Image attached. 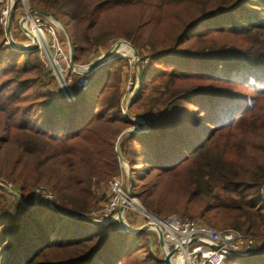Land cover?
Returning a JSON list of instances; mask_svg holds the SVG:
<instances>
[{
    "label": "trees",
    "instance_id": "trees-1",
    "mask_svg": "<svg viewBox=\"0 0 264 264\" xmlns=\"http://www.w3.org/2000/svg\"><path fill=\"white\" fill-rule=\"evenodd\" d=\"M30 1L66 26L75 63L79 53L100 42L94 30L103 13L120 5L178 9L175 36L163 51L151 50L169 61L149 81L141 71L143 87L133 101L154 91L159 107L148 119L149 132L124 138L134 143L133 154L126 157L131 169L140 160L149 164L142 173L132 172L131 197L160 218L175 211L182 219L244 234L264 227L258 189L264 182V0H153L151 5L144 0ZM34 54L10 49L0 19V150L15 145L35 159L36 169L49 161L50 180L44 186L54 202L80 210L92 198L96 173L115 172L114 139L131 123L120 115L118 89L107 81V61L98 76L91 79L89 73L68 102L49 91L48 74ZM236 86L250 93L236 92ZM106 108L117 114L107 116ZM106 158L115 163L112 169H105ZM4 171L14 176L13 168ZM41 177L30 187L39 186ZM163 179L177 187L167 200L163 193L168 189L159 187ZM28 186L21 183L22 190ZM38 207L49 211V225L27 208L12 217L0 207V220L7 218L0 223V264H164L145 232L123 233L110 222L70 228L71 219H60L43 201ZM230 259L264 264V248L249 256L229 255L226 262Z\"/></svg>",
    "mask_w": 264,
    "mask_h": 264
},
{
    "label": "rangeland",
    "instance_id": "rangeland-1",
    "mask_svg": "<svg viewBox=\"0 0 264 264\" xmlns=\"http://www.w3.org/2000/svg\"><path fill=\"white\" fill-rule=\"evenodd\" d=\"M28 6L31 10L43 11L38 7H34V3L32 4L30 0H27ZM146 4H155L153 0H144ZM14 14L11 17L10 24V37L14 42H27V37L24 35L19 27L18 20L23 15V11L19 9V2H17L13 11ZM46 12V11H45ZM178 9L173 7H163V9H149L144 5H120L113 8L109 12H105L101 15L98 20L97 29L94 30L97 39L100 40L99 43L92 46L90 49L79 53L80 61L76 62L77 65H84L90 63L104 54L107 50L111 48L117 42H125L130 45V47L137 52V61L139 64L140 72L144 70L146 76L144 81H149L151 76L154 74L157 67H162L165 65V61L169 59V57L165 56H153L152 48L154 52L163 51L164 46L171 42L173 36L178 31L179 28V19H178ZM36 18H45L39 13H34ZM60 23L65 27L68 32L66 26L63 22L58 19ZM148 20V24H142V26H138L139 22H144ZM6 34V40L9 42L8 34L6 33V27L4 29ZM58 33L61 41L64 43L66 49L70 52V48L68 46L67 40L64 36V33L58 28ZM69 34V33H68ZM72 42V40H71ZM77 44V43H76ZM83 47H87L86 43H82ZM73 50V44H72ZM34 54V53H33ZM74 55V51H73ZM36 54L33 55L36 58ZM36 61V60H35ZM169 61V60H168ZM37 62V61H36ZM106 68L108 70L109 85H115L118 89L119 93V106H120V115L124 117V113L128 118L132 119H145L148 120L154 113L157 111L159 105L156 101V97L158 96L153 92H146L148 96L143 97L142 101L133 103L132 100L128 107L126 108L128 102L131 99H135L139 90L143 87L142 82L137 92H135L137 86V75H136V67L134 64V60L131 55L127 53H120L119 57H114L106 62ZM102 66L95 68L90 71L91 79L95 76H98L99 72L102 71ZM48 76L46 77V84L48 83ZM155 84H158L156 82ZM79 89L76 88V94L79 93ZM236 92L243 93L247 95L250 93L249 90L244 89L240 86H236ZM54 95V94H53ZM57 97H61L65 99V97L60 94ZM109 97V96H107ZM75 99H70L68 102H71ZM66 100V99H65ZM67 101V100H66ZM244 105L243 102H239ZM106 115H116V110L108 111L107 108L104 110ZM198 114L202 113V110H197ZM2 116H0V124L2 123ZM116 125H114V128ZM126 129H131L135 131H139V134H146L147 132H143L146 130V126L141 122L131 123V125H127L121 129L120 133ZM143 132V133H142ZM149 132V131H148ZM204 131L201 129L200 133ZM0 133L3 134V128L0 129ZM119 133V134H120ZM119 134L115 137L114 143L112 146V151L116 157V165L111 158H106L109 166L105 169H112L114 165L116 166L115 172L114 170H108L109 174L107 176L106 172L98 171L95 175L96 178L92 179L91 185V193L92 198H90L89 204L85 207H81L80 210H72L63 207L60 203H55L50 191L47 187L44 186V182L47 178L50 180V162L48 161L44 167L39 169L35 168V159L29 156H25L21 154L19 149L13 145L8 147L7 149L0 150V177L4 180L0 181V207L5 210L4 212L12 217H20L23 215L24 210L27 208L32 211L34 214V219L41 221V223H45V225H49L48 217L49 211L45 213L43 212L44 208H39L38 203L42 202L46 203V205L54 209L57 212L58 217L60 219L62 217L66 219H71L72 222L69 221V227L72 228L76 225L81 224H93V225H101L99 221L108 219L114 215L118 214L121 204L123 203V199L121 197H117V202L119 205L115 208L114 212L106 217H101V211L104 209L105 205L108 204L111 200L115 198L114 194L111 192L110 183L112 179L119 177L121 181V189L126 194L128 189V179L131 177L132 172L142 173L143 170H146L148 167V163H145L143 160L136 162V165L131 169L129 165L128 159L126 157H131L134 151V146L131 141H124V138L127 136L124 135L120 140L118 147L116 148V140ZM123 142V146L121 147V143ZM106 153H110L109 148L104 147ZM128 155V156H127ZM122 158V160L120 159ZM14 160L17 162L15 164ZM13 168V177L10 176L5 169ZM42 176L38 182L39 186L30 187V185L36 180L38 174ZM137 173V174H138ZM157 172L155 171L151 177H148L146 181H151ZM142 174L141 177H143ZM17 178V180H16ZM42 181V182H41ZM7 182L12 183V189L17 192L18 196L13 197L8 188H6ZM28 183L29 186L26 187L25 190L21 189V183ZM159 187H165L168 189L167 192L163 193L166 200L171 197V195L175 193L177 190L176 186H173L172 183H167L165 179L160 181ZM124 188V189H123ZM164 188V189H165ZM260 194V193H259ZM131 196V195H130ZM261 204L264 207V195L260 194ZM133 198V197H132ZM79 198L78 201H80ZM134 204L132 206L128 205L124 209V219L126 224L130 229H140L145 223L150 222L148 218H146L142 213L139 212L135 206H138L140 209L152 214L146 210L140 202L133 198ZM57 202V201H56ZM37 207V208H36ZM167 208V204L163 203V209ZM264 209V208H263ZM172 211V210H169ZM1 212V210H0ZM42 212V213H39ZM6 214V215H7ZM153 215H155L153 213ZM169 215H176L182 218L180 212H167L161 214L163 217H167ZM7 218L1 219L0 223H5ZM195 220V219H194ZM60 223L61 226L64 224ZM112 226L117 230L123 233H126L122 230L121 225L117 218L111 221ZM51 224V223H50ZM43 225V226H45ZM67 225V224H66ZM257 233L248 232L246 235L257 237L260 245L264 243V227L257 226L255 228ZM72 230V229H71ZM70 230V231H71ZM145 232V239L151 245V250L157 251V255L160 252L159 249V240L157 232L153 229L143 230ZM131 234V233H130ZM162 255V253H161ZM163 257V256H162ZM225 264H239L234 260L230 259Z\"/></svg>",
    "mask_w": 264,
    "mask_h": 264
},
{
    "label": "built area",
    "instance_id": "built-area-1",
    "mask_svg": "<svg viewBox=\"0 0 264 264\" xmlns=\"http://www.w3.org/2000/svg\"><path fill=\"white\" fill-rule=\"evenodd\" d=\"M17 2H19V9L23 11L18 24L22 33L26 35L27 42L14 41L15 44L8 42L10 49L35 53L42 70L58 81L60 94L67 101L73 99L76 88L81 90L84 87L90 72H83L73 67L70 62V52L59 37L57 24L50 19L36 18L34 13H31L27 0H0V19L4 29L9 17L14 14L12 11ZM1 180L4 179L0 177ZM7 184L9 193L17 197V192L12 189V183L7 182ZM110 189L115 198L105 205L100 212L101 217L114 212L119 205L117 197H121L123 202L126 201V207L134 204L133 198L127 197L122 191L119 177L112 179ZM258 189L259 193L264 195V182ZM134 208H137L152 225L154 223L161 230L163 246L159 244V249L162 256L164 250L172 251L170 264H225L227 256L231 255L228 250L245 255L260 245L257 237L246 235L236 229H216L176 215L165 218L153 215L154 217L150 218L146 211L138 206ZM115 218H117L116 215L101 219L99 222L104 225ZM153 230H155L154 227Z\"/></svg>",
    "mask_w": 264,
    "mask_h": 264
},
{
    "label": "water",
    "instance_id": "water-1",
    "mask_svg": "<svg viewBox=\"0 0 264 264\" xmlns=\"http://www.w3.org/2000/svg\"><path fill=\"white\" fill-rule=\"evenodd\" d=\"M31 13H39L43 17H45L46 19H50V20L54 21L57 24L58 28L64 33V36H65V38L67 40L68 46L70 48V62L73 65L74 68H76L78 70H81L83 72H90V71L94 70L95 68H97L98 66H100L101 64H103L104 62H106V61H108V60L113 58L112 56L114 54L113 51H114V47L115 46H111V48L109 50H107L104 54H102L100 57H98L97 59H95L94 61H92L90 63L84 64V65L75 64L74 56H73V50H72V42H71L70 35L66 31L65 27L60 23L58 18L56 16L48 13V12H45V11L32 10ZM10 24H11V16L9 17L7 25H6V33L8 34L9 42L12 43V44H15L11 40V37L9 36L10 35V33H9ZM117 43H119V42H117ZM117 43H115V44H117ZM123 43L126 44L128 47H130L129 44H127L125 42H123ZM130 55L133 58L134 64H135V67H136L137 86H136L135 92H137L139 87H140V85H141L142 76H141V72L139 70V64H138V61H137V52L132 49ZM132 100H134V99H131L128 102L126 108L128 107L129 103ZM123 116L130 123H135V122L143 123L146 126V130H144L143 132H148V131L151 130V124H150V122L148 120H145V119L140 120V119L128 118L125 113H124ZM139 133H141V132L135 131V130H131V129L124 130L117 137L116 144H115L116 148L118 147V145L120 143V140L122 139V137L124 135H126V134H139ZM120 159L122 160V158H120ZM126 195H127V197H129L131 195V177L130 176H129V179H128V189H127ZM125 207H126V201H124L123 204L120 206V209H119L118 214H117V219H118V221H119V223L121 225V228H122V230L124 232L135 234V233L141 232L143 230L153 229L154 226L150 222H148V223H145L140 229H137V230H135V232H132V230H130V228L126 226L127 224H126V221L124 219V209H125ZM147 214L149 215L150 218L154 217L152 214H150L148 212H147ZM154 229L157 232L159 244L161 246H163V236H162L161 230L159 228L157 229L155 227H154ZM200 240L204 241V239H200ZM262 248H264V243H262L261 245H259L255 249H253L252 251L246 253L245 255L238 254V253H236V252H234L232 250H228V252L231 255L238 256V257H243V256L253 255L256 252H258L259 250H261ZM171 254H172V251H166V250L163 251L162 261H163L164 264H170V256H171Z\"/></svg>",
    "mask_w": 264,
    "mask_h": 264
},
{
    "label": "bare ground",
    "instance_id": "bare-ground-1",
    "mask_svg": "<svg viewBox=\"0 0 264 264\" xmlns=\"http://www.w3.org/2000/svg\"><path fill=\"white\" fill-rule=\"evenodd\" d=\"M112 46H115L114 47V51H113L114 54L112 56L113 58L114 57H119V54L120 53H127L129 55L131 54L132 48L131 47H128L123 42H119V43L114 44ZM126 226L128 227V225H126ZM153 226L158 229V227L154 223H153ZM130 230H132V232H135V229H130Z\"/></svg>",
    "mask_w": 264,
    "mask_h": 264
},
{
    "label": "crops",
    "instance_id": "crops-1",
    "mask_svg": "<svg viewBox=\"0 0 264 264\" xmlns=\"http://www.w3.org/2000/svg\"><path fill=\"white\" fill-rule=\"evenodd\" d=\"M48 83H47V88L49 89V91L54 94L55 96H59L60 95V86L58 81L55 79V77L52 76H48Z\"/></svg>",
    "mask_w": 264,
    "mask_h": 264
}]
</instances>
